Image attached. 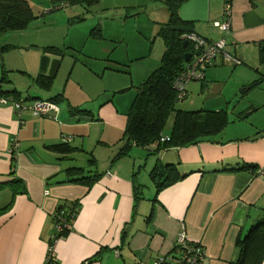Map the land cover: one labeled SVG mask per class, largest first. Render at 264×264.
Wrapping results in <instances>:
<instances>
[{
    "label": "crops",
    "instance_id": "1",
    "mask_svg": "<svg viewBox=\"0 0 264 264\" xmlns=\"http://www.w3.org/2000/svg\"><path fill=\"white\" fill-rule=\"evenodd\" d=\"M230 1V15L224 17V5ZM254 1L252 5L250 0H187L180 9L182 19L195 22L196 35L207 44L224 37L215 24L229 22L226 51L242 62L217 58L201 81L194 82L204 89L205 81L219 76L226 66L235 69L231 76L238 78L236 89L249 86L243 92L246 102L233 111L235 119L230 120L225 109H205L226 112L230 123L225 130L161 153L133 147L115 162L127 124V113L120 112L115 99H124V110L131 100V95H119L128 85L125 73L104 62L81 63L84 76L72 71L60 89L65 59L73 55L63 58L45 50L56 46L48 45L55 43L53 35L39 30L44 28L41 22L33 20L24 30L0 36V48L10 47L0 50V79L5 70L12 82L2 85L1 91L16 90L24 103L25 98L50 100L56 106L41 117L30 109L17 111L18 100L12 96L0 97V184L10 181L14 171L26 188L25 194L16 196L8 188L0 191L9 194L8 203L0 208V264H44L55 231L52 217L59 205L75 201L80 211L72 231L55 244L58 264H160L182 233L202 246V264L238 260V242L264 220V62L255 67V56L264 48V0ZM79 62L75 60L74 69ZM56 64L50 91L39 89L35 83L39 73L50 75ZM58 96L61 99L53 101ZM79 106L94 120L72 116ZM98 128L95 136L92 131ZM91 136L99 141L93 144ZM14 140L20 143L17 150ZM65 142L72 153L50 149ZM90 157L95 165L88 164ZM159 162L174 165L183 179L157 192L150 172ZM142 163L148 174H143ZM71 167L83 168V175L94 174L98 180L92 186L71 183L67 173ZM246 167L250 171H241ZM260 240L258 244L264 245ZM261 255L256 261L255 253V260L249 257L248 263L264 264V251Z\"/></svg>",
    "mask_w": 264,
    "mask_h": 264
},
{
    "label": "trees",
    "instance_id": "2",
    "mask_svg": "<svg viewBox=\"0 0 264 264\" xmlns=\"http://www.w3.org/2000/svg\"><path fill=\"white\" fill-rule=\"evenodd\" d=\"M100 1L51 0V3L55 11L66 7L82 6L87 12H90ZM186 1L163 0V5L169 17L166 23H160L158 27L157 37H160L164 43V52L161 56L160 66L137 89V94L126 115L127 124L121 139L124 143L114 156V162L128 156L133 147L147 151L152 148L154 153H161L172 148L192 146L200 142L204 137L222 132L230 123L225 111H183L177 109L178 101H183L187 98L188 87L195 81L193 79L188 80L192 58L187 62L185 57L187 54L193 53L195 48L196 44L192 37L195 36L198 39L204 40L196 35V23L184 20L180 15V9ZM250 1L254 5L255 1ZM231 2L226 3L224 9H226L227 4L231 5ZM225 16H228L226 12H224ZM35 19H37V16L34 14L27 0H0V36L10 31L24 30ZM90 34L98 39H103L102 30L99 26L94 27ZM185 42L188 44L185 45ZM9 48V46H4L0 50L4 52ZM45 50L47 52L61 53V57L63 58L67 54H72L69 51L52 46L46 47ZM259 59L260 62H264L263 47L259 50ZM239 61L242 62L241 60ZM123 67L125 66L118 65L117 68L111 69L123 72ZM58 68L59 66L56 64L54 72L50 75H45L42 72L39 73L35 79V83L39 89L50 91ZM9 83H12L9 73L4 70L0 79V97L9 98L12 96L18 100L17 102L20 101L22 104H27L26 101L30 102L29 99L25 98L24 103L20 99L21 95L16 90L13 92L1 91L2 85ZM57 99H61V97L58 96L53 101ZM35 100L53 103L50 100ZM30 111L36 114L32 110ZM71 114L77 117L79 121L94 120L90 116V112L81 110L80 106L78 108L74 107ZM172 116V131L169 135H164V130ZM50 149L59 154H70L73 151L66 142L51 146ZM95 163V160L90 157L89 164L95 165ZM250 169L246 167L241 171H250ZM67 173L70 174L71 183L92 186L98 180V176L94 174L83 175L86 172L80 167H71L67 169ZM90 173L88 172V174ZM94 173L96 172L94 171ZM150 177L157 186V192L183 179L174 165H166L160 162L152 169ZM9 178L10 181L0 184V191L8 188L13 192L14 196L26 193L24 182L16 175V172L12 171ZM2 211L3 209L0 210V213ZM79 211L80 206L78 201L71 202V204L64 202L58 206L52 217L55 225L54 241L67 237L72 231ZM57 228H60V230L56 231ZM260 238L264 239V220L252 227L247 235L238 242L239 258L233 264H249L250 258L255 253L256 261L259 260L264 251V245L258 244L261 241ZM252 259L255 260V256ZM89 263L86 262V264Z\"/></svg>",
    "mask_w": 264,
    "mask_h": 264
},
{
    "label": "rangeland",
    "instance_id": "3",
    "mask_svg": "<svg viewBox=\"0 0 264 264\" xmlns=\"http://www.w3.org/2000/svg\"><path fill=\"white\" fill-rule=\"evenodd\" d=\"M27 1L37 16L34 21L41 22L42 27H44L39 30L49 31V35H53L52 40L55 43L48 45H55L61 50L74 54L73 58L68 56L70 54H67L68 58L65 59L64 69L61 70L60 89H63V84L70 73L73 75L76 70L77 73L83 75L84 69L81 66H87V64L101 66L103 62L112 65L111 68H117L118 65L125 66L123 72L119 73H125L123 75L127 77L128 85L124 87L126 89L122 88L124 90H121L119 95L125 94L129 97L131 95V100L125 110L122 106L124 104L122 97H116L117 99L114 101L120 112L127 113L133 97L137 94L139 85L160 66L164 43L160 37H157L158 27L160 23H166L169 17L163 3L160 0H101L90 12H87L82 6L66 7L55 11L51 0ZM96 26L101 28L103 39L91 36L90 32ZM37 31L35 30V32ZM49 35L46 36L45 40L50 38ZM34 36H37V34H34ZM249 53L251 57L255 56L252 51ZM75 58L80 62L74 69ZM81 63L83 65L80 66ZM255 63L258 65L255 66L256 68L261 66L257 54ZM225 68L227 70H221L216 78L205 81L206 87L204 89L201 88L200 82H194V87L191 86L192 89H188V97L183 101H178L177 109L183 111H198L210 108L225 109L229 113L230 120H234L236 116L233 111L246 102L243 92L247 91L249 86L242 90L241 86L240 89H236L238 78L235 74L233 77L231 76L236 73V70L229 65ZM196 80L201 81L199 78ZM125 90L129 91L126 92ZM251 122L250 119L249 123ZM172 124L173 116L167 123L164 135L172 131ZM98 132L99 128L92 131L95 136ZM91 141L94 144L99 141V137L94 138V136H91ZM120 148L121 146L119 147L118 144L115 151H119ZM135 149L140 152L142 150L136 147ZM81 158L84 164H87L88 158L86 155L81 156ZM141 167L143 174H148V170L145 172L143 163ZM8 197V193L0 195V208L8 203ZM56 243L57 241L52 238L49 245H55Z\"/></svg>",
    "mask_w": 264,
    "mask_h": 264
},
{
    "label": "built area",
    "instance_id": "4",
    "mask_svg": "<svg viewBox=\"0 0 264 264\" xmlns=\"http://www.w3.org/2000/svg\"><path fill=\"white\" fill-rule=\"evenodd\" d=\"M231 5L227 4L225 12L230 15ZM216 27L219 28L223 34V38L212 44H207L205 41L198 39L197 37H192L195 41V48L193 53H191L192 62L190 65V73L188 76L189 79L196 80L197 78L202 79L203 73L206 68L210 67L214 60L217 58H222L225 61H231L234 63H240L239 60H236L231 54L226 51V37L230 33V24L229 22L216 23ZM6 99L2 102H5ZM15 108L17 111L21 112L25 109H30L39 116H47L49 113L56 108L53 103L45 101H34L29 104H22V102H16ZM20 146L18 140H14L12 147L17 150ZM60 228H57L56 231H59ZM204 258V252L202 246L197 243L189 240L185 233H182L178 236L175 246L171 254L167 255L162 259L160 264H202ZM55 254V245L50 244L48 247V253L44 264H58Z\"/></svg>",
    "mask_w": 264,
    "mask_h": 264
},
{
    "label": "water",
    "instance_id": "5",
    "mask_svg": "<svg viewBox=\"0 0 264 264\" xmlns=\"http://www.w3.org/2000/svg\"><path fill=\"white\" fill-rule=\"evenodd\" d=\"M187 44H188V43L185 42V45H187ZM185 57H186V61L188 62V61L190 60L191 54H187Z\"/></svg>",
    "mask_w": 264,
    "mask_h": 264
}]
</instances>
